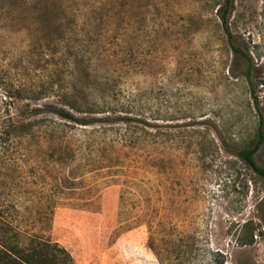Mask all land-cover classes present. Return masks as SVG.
Here are the masks:
<instances>
[{
	"label": "rangeland",
	"instance_id": "1",
	"mask_svg": "<svg viewBox=\"0 0 264 264\" xmlns=\"http://www.w3.org/2000/svg\"><path fill=\"white\" fill-rule=\"evenodd\" d=\"M220 3L0 0V118L27 123L18 201L51 209L34 229L73 264H264V177L236 155L264 130V0L228 19L248 68Z\"/></svg>",
	"mask_w": 264,
	"mask_h": 264
},
{
	"label": "trees",
	"instance_id": "2",
	"mask_svg": "<svg viewBox=\"0 0 264 264\" xmlns=\"http://www.w3.org/2000/svg\"><path fill=\"white\" fill-rule=\"evenodd\" d=\"M233 10V0H221L216 8V15L221 27L228 36V45L235 59L241 60L248 68L250 57L245 51L242 43L232 39L228 31V19ZM247 49V48H246ZM247 84H251L248 69L243 71ZM7 94L5 105H10L12 99L17 97V93L10 89L5 90ZM19 94V92H18ZM53 114L60 119L75 121L78 125L93 124L94 119L77 117L68 110L55 108ZM25 118L22 112L11 116L8 119L0 118V264H73L72 258L67 249L58 242L52 240L42 231L35 228L42 222L51 211L50 208L35 206L32 201L19 204V192L24 190L22 186L28 182L22 176V167L18 159L26 153V148L18 140H12L14 136H22L25 133L27 123H15ZM27 118V117H26ZM106 119H127L125 116H106ZM99 120V119H98ZM43 126H47L45 123ZM69 127L67 123H52L51 134L63 139L66 135L65 129ZM30 128V127H29ZM13 131H17L13 133ZM64 140V139H63ZM264 141V130L261 121L257 123L256 139L250 145L238 148L236 155L242 159L249 168L257 175L264 177V166L255 160V154ZM17 188H21L18 192ZM18 192V194H16ZM32 194V192H31ZM47 206V205H45ZM28 216L30 229L23 227L21 219Z\"/></svg>",
	"mask_w": 264,
	"mask_h": 264
}]
</instances>
